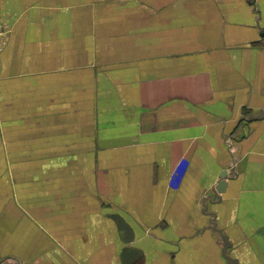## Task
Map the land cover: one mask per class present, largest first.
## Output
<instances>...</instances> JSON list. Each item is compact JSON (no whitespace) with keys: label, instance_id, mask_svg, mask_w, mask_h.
I'll list each match as a JSON object with an SVG mask.
<instances>
[{"label":"crops","instance_id":"0c3cea01","mask_svg":"<svg viewBox=\"0 0 264 264\" xmlns=\"http://www.w3.org/2000/svg\"><path fill=\"white\" fill-rule=\"evenodd\" d=\"M0 22V221L25 234L0 257L228 264L216 226L264 264V0H0Z\"/></svg>","mask_w":264,"mask_h":264},{"label":"rangeland","instance_id":"374dc122","mask_svg":"<svg viewBox=\"0 0 264 264\" xmlns=\"http://www.w3.org/2000/svg\"><path fill=\"white\" fill-rule=\"evenodd\" d=\"M177 174L178 173L175 171L171 177V181L173 182L172 187H175V188H178V185H179L178 184L179 183V177ZM8 215H9L8 213L4 214L5 217ZM39 215L40 214L37 213L34 215V217L39 216ZM1 221H3V219ZM1 221H0V229L3 227V229L5 230V232L0 230V236L3 237L2 240L4 238H6L8 234H10V236L16 235L18 240H22L24 242L25 234H24V223H23V221H20V219L16 220V222L13 221L11 226H8L9 225L8 220H7L8 222H6V224H4L5 222H1ZM14 225L16 227H14ZM7 239H5V240H7ZM25 248H26V246L24 245V243L21 245H16V247L10 246L8 248V250L5 252V254L0 257V264H10V262H13L15 264H19L18 258L20 255L24 256ZM13 252H16L17 255H14ZM18 253H20V255Z\"/></svg>","mask_w":264,"mask_h":264},{"label":"water","instance_id":"95a60500","mask_svg":"<svg viewBox=\"0 0 264 264\" xmlns=\"http://www.w3.org/2000/svg\"><path fill=\"white\" fill-rule=\"evenodd\" d=\"M226 187L225 182H221L218 186H216V191L219 193H222L224 191V188ZM215 230L217 232H219L222 236L223 242H224V249H223V256L224 258L227 260L228 264H238V262L234 259H232L229 254H228V250L231 247V244L228 241V238L226 236H224L220 230L217 229V227L215 226Z\"/></svg>","mask_w":264,"mask_h":264},{"label":"built area","instance_id":"2783aa9c","mask_svg":"<svg viewBox=\"0 0 264 264\" xmlns=\"http://www.w3.org/2000/svg\"><path fill=\"white\" fill-rule=\"evenodd\" d=\"M9 34H10V28L4 25L2 22H0V56L8 44ZM0 66H1V61H0Z\"/></svg>","mask_w":264,"mask_h":264}]
</instances>
